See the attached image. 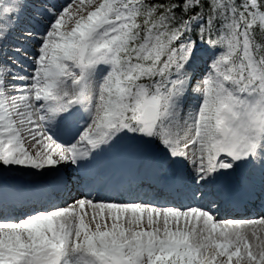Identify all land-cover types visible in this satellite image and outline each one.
I'll return each mask as SVG.
<instances>
[{
  "label": "snow or ice",
  "instance_id": "snow-or-ice-1",
  "mask_svg": "<svg viewBox=\"0 0 264 264\" xmlns=\"http://www.w3.org/2000/svg\"><path fill=\"white\" fill-rule=\"evenodd\" d=\"M15 3L0 2V27L9 31L18 27L21 9L5 4ZM72 3L37 9L36 35L26 33L39 46L32 49L31 79L12 73L6 85L0 72V172L35 178L0 187V264H67L69 251L93 258L81 256L82 264H264V216L216 213L222 204L264 196V131L257 137L251 127L264 130V55L254 57L245 43L236 56L249 29L264 31V0H231L223 15L214 0L207 9L202 0H103L70 31L58 32ZM54 35L84 72V90L62 114L40 107L38 120L34 109L44 97L25 93H39ZM204 51L211 54L201 71ZM101 64L109 70L97 86L96 107L82 128L58 140L51 130L85 100L86 82ZM245 92L258 99L245 100L239 95ZM197 94L200 105L185 112ZM248 168L258 169V185L245 176ZM144 176L162 186L179 176L183 191L176 194L194 206L92 195L96 184L120 191ZM74 185L89 191L73 196ZM53 192L69 199L35 206ZM18 209L23 214L13 216Z\"/></svg>",
  "mask_w": 264,
  "mask_h": 264
},
{
  "label": "bare ground",
  "instance_id": "bare-ground-1",
  "mask_svg": "<svg viewBox=\"0 0 264 264\" xmlns=\"http://www.w3.org/2000/svg\"><path fill=\"white\" fill-rule=\"evenodd\" d=\"M63 2L64 0H51V3H63ZM31 3H32L31 0L19 1L18 7H20L21 9L22 17L20 18L18 22V27L16 28L15 31H9L7 27H0V62L2 61V58L6 55L7 46L12 43L13 36L16 35L18 32H20L22 28L31 29L33 25L36 24L35 22H32V24L30 23V25H25V21L29 19L27 13L30 12V10L32 9ZM51 3L46 1L47 5L51 6ZM90 4H95V2H92ZM93 10L94 7L91 6L88 12H91ZM44 23H47V21H44ZM33 30L35 29L33 28ZM58 40L59 39L55 35L50 36L48 38V43L44 55V64L42 65L43 70L41 72V77H40L41 82L39 84V88H40L39 93L35 91H30L28 93H25V95H30L32 97H35L36 95H40L44 97L42 107H47L49 109H60L62 114L64 108H66L69 105H73L76 101L80 100L81 93L84 90V85L81 84L80 81L82 76L84 75V72L82 70L77 71V69L74 67L75 62L72 59L67 58L66 54H61L60 52V55H62V57L60 58L59 61H55L53 63L54 69L52 74H48V75L46 74V70L51 67L50 63L48 62V58L53 55L59 54L58 51L53 50L54 49L53 44H56ZM24 51L32 52L34 54V52L29 47H24ZM23 54L24 53H22V56L17 57L18 61L27 63L32 72L33 68H32L31 60L25 59L26 56ZM208 57L209 55L201 56V59L198 62V66H197L198 70L204 71L206 62L208 61ZM18 70L19 68L17 67V65H10V68L7 71H3L4 75L2 77V81L7 85L10 81L13 80L12 73H16L18 72ZM108 70L109 67L107 65L101 64L96 71L90 74V79L88 80V82H86L85 85L86 87V95L84 97L85 100L75 105L71 109V116L68 119L59 123L58 126H56L51 130L58 140H68L71 132H74L76 129L82 128L84 126L86 120L88 119V109L95 108L97 104L96 101L97 86L99 82L102 81L104 75L107 73ZM28 79H31V77H28ZM12 87L20 88L18 84L12 85ZM27 87L31 88L32 86L28 85ZM6 88L8 89V91H10L8 87ZM187 100H189V98ZM32 104L36 105L35 99L32 100ZM186 105L187 104H185V112H188ZM34 112L36 114L34 116L35 119L40 120L43 118V114L40 113V109L38 107H35ZM77 120H81V122H76ZM262 131L264 130H262L261 128H257L256 130H254L253 134L259 137ZM244 174L249 179V181L254 184H256L257 180L260 178L258 169H253V168L245 169ZM179 179L180 181H178V184H182L180 177ZM172 183H173L172 181L168 182L166 187H168ZM177 192H181V190H177ZM100 197L102 198V196ZM103 199H108V198L103 197ZM114 200H118L117 197H114ZM249 201L251 200L249 199L244 201L243 203H241V206L247 205ZM187 203H189V205L194 206L193 202L189 199H187ZM253 203L257 206L264 207V196L262 197L259 196L257 199L254 198ZM158 205H162V204L159 203ZM229 207L230 206L228 204H222L218 209H216L217 215L219 217L222 216L223 211ZM233 209L235 210V208ZM251 210L252 208L250 207H247L245 210H243L240 207V211L242 213L243 212L247 213ZM262 210L263 211L259 212L262 215L254 214L252 218L250 217V219H259L260 217L264 216V208ZM256 212H258V210H256ZM81 256H85V254L83 252L69 251L66 257L67 264H82V262L80 261ZM85 258L89 261L93 259L90 256H85Z\"/></svg>",
  "mask_w": 264,
  "mask_h": 264
},
{
  "label": "rangeland",
  "instance_id": "rangeland-1",
  "mask_svg": "<svg viewBox=\"0 0 264 264\" xmlns=\"http://www.w3.org/2000/svg\"><path fill=\"white\" fill-rule=\"evenodd\" d=\"M92 2H95V4H90ZM102 2H103V0H73L72 5L69 7V9L66 10V12H65L62 20L60 21V23L58 21V24L60 25L58 32L70 31L74 27L77 19H79L80 16L86 15L87 13H89L88 10H89V8L91 6H93L94 8L98 7ZM18 4H19V0H16V3L14 5L5 4V7H12L13 10H14L15 7L18 6ZM33 12H34V9L31 10L30 13L27 14V15L30 18H33V15H32ZM73 14H75V15H73ZM13 18H15V16H13ZM27 23H29V22H27ZM261 24L264 26V22H261ZM24 32H28V31L22 30V33H24ZM32 34H35V32H32ZM24 35H26V34H18V35H16L15 39H13L14 42H12V44L9 45V48H8L9 52L7 53V58H6L7 61L3 60L0 63V65L1 64L8 65L10 61L13 62V63H14V61H16L15 60V57H16L15 53L20 54V53H22V51L17 52L15 50L16 49H20L21 50V47H20L21 44H25V45L27 44V42H24L22 40H26V41L31 40V39H29L28 36H24ZM20 39H22V40H20ZM62 43H63V40L61 38V39L58 40V42H56V44H53V47H54L53 50L54 51L58 50L59 52L62 51V54H65ZM57 45H60V47H57ZM34 47H39V46L36 45ZM210 54H211L210 51H204V52L201 53V55H210ZM60 56L62 57V55L54 56V57L50 58L49 60L50 61H57V60L60 59ZM19 65H20L19 67L21 68V72H19V74L16 75V78H18L17 76L24 78L29 73H31L30 69L27 70L29 68L28 65H26L25 63H20ZM4 68L8 69V67H4ZM53 69H54V67L52 66L47 71V74H49ZM198 79H199V77H198ZM194 87H195V85H194ZM6 90L8 91V89H6ZM239 95H242L245 100H253V101H255V100L258 99V97L250 96V94L248 92L240 93ZM200 103H201L200 96H199V94H197L195 96H189V104L187 106L191 107V108L194 107V106L198 107L200 105ZM253 107L255 108L256 105H254ZM251 127L253 128V130H255L256 127L260 128L258 123H253L251 125Z\"/></svg>",
  "mask_w": 264,
  "mask_h": 264
},
{
  "label": "trees",
  "instance_id": "trees-1",
  "mask_svg": "<svg viewBox=\"0 0 264 264\" xmlns=\"http://www.w3.org/2000/svg\"><path fill=\"white\" fill-rule=\"evenodd\" d=\"M151 3H181L182 0H149ZM202 3L204 4L205 8L207 9L209 5V0H202ZM215 6L219 9V15H223L225 11L229 8H231V0H214ZM191 14V13H189ZM243 31V30H241ZM254 30L249 29L248 34L250 35V39L253 38V45L254 49L258 52V55H264V31H255V34L253 35Z\"/></svg>",
  "mask_w": 264,
  "mask_h": 264
}]
</instances>
